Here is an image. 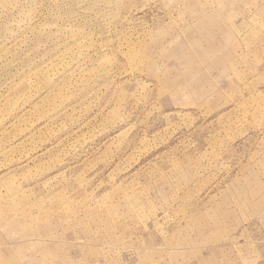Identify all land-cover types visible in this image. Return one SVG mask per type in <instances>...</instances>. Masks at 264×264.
I'll return each mask as SVG.
<instances>
[{
  "label": "rangeland",
  "instance_id": "rangeland-1",
  "mask_svg": "<svg viewBox=\"0 0 264 264\" xmlns=\"http://www.w3.org/2000/svg\"><path fill=\"white\" fill-rule=\"evenodd\" d=\"M0 264H264V0H0Z\"/></svg>",
  "mask_w": 264,
  "mask_h": 264
}]
</instances>
